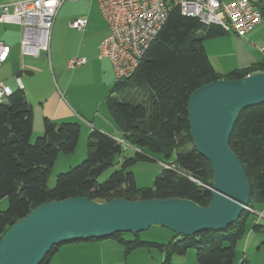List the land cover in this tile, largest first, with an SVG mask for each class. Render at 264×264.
I'll return each instance as SVG.
<instances>
[{"label": "trees", "instance_id": "obj_1", "mask_svg": "<svg viewBox=\"0 0 264 264\" xmlns=\"http://www.w3.org/2000/svg\"><path fill=\"white\" fill-rule=\"evenodd\" d=\"M224 32L218 27L202 30L196 18L172 9L134 74L121 82L115 80L114 89L128 84V89L122 93L137 92L141 100L121 101L115 94L107 96L108 114L120 137L92 129L87 138L86 158L74 168L58 174L52 188L46 186L48 175L59 154L74 151L80 125L44 118L43 131L32 142V109L22 88L12 90L0 102V199L8 200L7 208L0 211V237L10 224L38 204L74 196L98 202L115 197L129 200L179 197L207 206L212 171L210 163L199 154L189 136V97L196 88L208 82L241 78L264 70L263 60L226 74L216 72L202 39ZM127 147L133 148L134 155L124 156L122 168L99 182L100 174L112 167L115 157ZM229 147L248 177V206L252 208L256 202H264V103L240 112ZM146 151L169 160L162 162L168 167L162 166L151 187H138L133 173L123 167L136 160H151ZM248 213L246 210L223 230H202L190 236L175 234L176 240L163 244L145 242L138 237L125 240L123 232L109 238L124 246L125 253L137 247L158 248L164 253L159 264H173L172 256L183 255L188 248L195 249L199 264H234L235 245L245 233ZM260 228L258 224L253 226L255 231ZM58 247H52L42 264L50 260ZM240 264L249 262L244 259Z\"/></svg>", "mask_w": 264, "mask_h": 264}, {"label": "water", "instance_id": "obj_2", "mask_svg": "<svg viewBox=\"0 0 264 264\" xmlns=\"http://www.w3.org/2000/svg\"><path fill=\"white\" fill-rule=\"evenodd\" d=\"M264 103V70L241 78H220L196 88L187 115L189 136L211 166L212 188L207 206L185 198L98 202L83 196L38 204L16 219L0 237V264H42L53 246L74 240L109 238L115 233L137 236L152 225L176 235L223 230L250 211V183L229 147L233 126L246 107Z\"/></svg>", "mask_w": 264, "mask_h": 264}, {"label": "crops", "instance_id": "obj_3", "mask_svg": "<svg viewBox=\"0 0 264 264\" xmlns=\"http://www.w3.org/2000/svg\"><path fill=\"white\" fill-rule=\"evenodd\" d=\"M16 1L19 0H0V6L10 5ZM74 5L85 10V13L80 12L68 16V0L63 2L53 23L48 51L41 52L37 57L22 55V27L18 24L3 22L0 8V41L9 46L6 60L0 65V83L7 84L14 90L19 87L18 82H21L26 101L32 109V136L42 133L43 119L49 118L56 123L64 121L78 123L80 125L78 142L80 143L88 138L92 129L119 138L120 134L108 114L106 99L108 95H114L118 90L124 91V88L119 86L118 90L114 89L115 77L111 62L106 58H100L99 55L96 57L100 41L108 34V26L101 15L97 0H72L70 6ZM72 17H75L72 21L79 18L86 19L83 30L70 26L72 21H68V19ZM68 28L73 31L80 44L79 51L71 54H68ZM91 45H94L92 52ZM76 57L85 58L86 62L74 68L68 67V61ZM88 71H94L92 80L88 76ZM84 85L87 88V93L83 95L79 93V87H84ZM249 216H251V220H248ZM257 224L262 226L259 231L253 230V226ZM245 232L246 238L240 241L243 259H250L254 243H256V249L261 250L264 254L263 201L256 202L249 211ZM166 234L167 239L176 238L174 233ZM65 244H68V255L90 248L98 247L102 251L107 249L99 256L100 264H106L108 253V256L111 255L112 258L111 264H113V260L114 264L115 260L119 262V258L126 260L125 255L122 254V245L110 238L77 240ZM236 248L238 249V247ZM172 257L175 261L174 255ZM163 258L164 253L159 260H163ZM80 260L81 258L76 260L78 264H80ZM238 263L239 261L236 262L234 259V264Z\"/></svg>", "mask_w": 264, "mask_h": 264}, {"label": "built area", "instance_id": "obj_4", "mask_svg": "<svg viewBox=\"0 0 264 264\" xmlns=\"http://www.w3.org/2000/svg\"><path fill=\"white\" fill-rule=\"evenodd\" d=\"M65 1L67 0H19L0 6L3 22L22 27V55L37 57L41 52L48 51L55 17ZM97 1L108 26V34L99 43L98 55L111 62L118 82L134 74L174 8L184 16L196 18L200 25L218 27L241 37L264 21V0ZM70 25L83 30L86 19H76ZM261 50H264V45ZM8 53L9 46L0 41V65L6 60ZM85 62V58L76 57L70 59L67 66L74 68ZM18 86L22 88L21 82H18ZM11 92L9 85L0 83V102ZM162 166L168 167L164 163Z\"/></svg>", "mask_w": 264, "mask_h": 264}, {"label": "rangeland", "instance_id": "obj_5", "mask_svg": "<svg viewBox=\"0 0 264 264\" xmlns=\"http://www.w3.org/2000/svg\"><path fill=\"white\" fill-rule=\"evenodd\" d=\"M71 1L72 0H68V16L80 12L85 13V10H81L77 5L70 6ZM74 18L75 17H72L71 19L69 18L68 21H72ZM213 28V26L209 27L207 25H201L202 30H213ZM202 44L210 63L214 67L215 71L220 74H225L235 68H242L244 66L259 63L264 60V50H261L262 45H264V21L254 31H252L250 34L245 35L244 37L237 36L233 32L227 31L203 38ZM93 46L94 45H91L90 47L91 52ZM79 48L80 44L78 43L73 31L68 28V54L74 53L75 51L78 52ZM97 55L98 50H96V57ZM93 72L88 71V76L91 78V80L94 78ZM120 87L124 88V91H126L128 89V84H120ZM115 90H118V87L115 88ZM79 93L83 95L87 93V88L85 85L84 87H79ZM115 95L121 101L134 99L139 102L141 100L139 93L133 91L122 93V90H118ZM40 135L41 134L33 136L31 135V141L33 142L35 138ZM86 150L87 139L85 141L83 140L82 143L78 142L72 153L59 154L48 175L46 182L47 188H52L54 186L56 176L58 174L66 172L81 163L86 158ZM146 152L151 157V160H136L130 165L123 167L125 171H131L133 173L135 183L138 187H151L153 185L155 177L159 175L163 169L162 162L169 161L163 158V156L160 154H155L148 151ZM133 155V148L127 147L126 149H124L120 155H117L115 157L112 167L106 169L100 174V176L98 177V181H104L114 170L121 169L124 156ZM7 206V198L0 199V211L5 210ZM248 220H251V216H249ZM168 231L170 230L162 226L152 225L147 230L141 231L138 236H134L131 233H124L122 237L125 240H133L134 238L138 237L140 240L145 242H155L163 244L170 241V239H167L168 237L166 236V233L173 232ZM245 238L246 232L235 245V248L238 247V249L236 248L235 250L234 259L236 260V262L238 260L239 263L244 260L243 251L242 249H240V241L241 239ZM252 246L254 250L251 251L252 254L250 255V259H247V261L249 262V264H264V254L261 250L256 249V243H254ZM58 249L59 251H57L50 257V260L47 264H78L76 260H79L80 258V264H100V254L107 251V249L104 251L99 250L97 247L90 248L81 252L77 251L71 255H68V244H62L58 247ZM121 249L122 254L125 255L124 257H126V260L124 261V259L119 258V262H116L115 260V264H124L125 262L126 264H159L162 260L159 259L163 252L156 247H137L128 253H125L124 246H121ZM108 255H106V264H111V255L110 257ZM174 259L175 261L172 257L173 264H199L195 256L194 248H188L186 253L183 255H174Z\"/></svg>", "mask_w": 264, "mask_h": 264}, {"label": "bare ground", "instance_id": "obj_6", "mask_svg": "<svg viewBox=\"0 0 264 264\" xmlns=\"http://www.w3.org/2000/svg\"><path fill=\"white\" fill-rule=\"evenodd\" d=\"M250 210V209H249Z\"/></svg>", "mask_w": 264, "mask_h": 264}]
</instances>
